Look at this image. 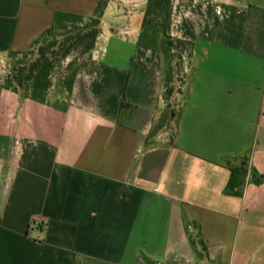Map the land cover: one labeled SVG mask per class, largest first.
<instances>
[{
    "label": "crops",
    "instance_id": "crops-1",
    "mask_svg": "<svg viewBox=\"0 0 264 264\" xmlns=\"http://www.w3.org/2000/svg\"><path fill=\"white\" fill-rule=\"evenodd\" d=\"M99 1L0 0L1 73L57 12ZM148 1L108 2L70 94L0 89V264H264V0H173L167 33L194 57L179 127L153 138L165 53L138 43Z\"/></svg>",
    "mask_w": 264,
    "mask_h": 264
},
{
    "label": "trees",
    "instance_id": "trees-1",
    "mask_svg": "<svg viewBox=\"0 0 264 264\" xmlns=\"http://www.w3.org/2000/svg\"><path fill=\"white\" fill-rule=\"evenodd\" d=\"M110 0H100L96 15L88 18L70 12H57L53 26L49 28L27 52L9 53L10 69L3 79L4 90L12 91L23 100L45 104L49 92L54 88L53 71L66 60L65 77L62 87L70 94L78 72L85 68L78 64L84 56L91 59L96 49L98 37L102 33V18ZM173 0H149L145 8V20L138 43L140 47L165 53V72L163 74V98L166 109L159 122L151 130L150 137H156L159 132L174 124L179 127L182 104L185 98V67L194 57V43L176 40L167 33ZM37 51L35 52V49ZM94 66L90 71H94ZM181 74V77H180ZM176 137V132L173 134ZM248 169L246 166L232 170L231 182L227 193L241 195ZM254 184H264V174L254 172ZM196 246V241L191 238ZM207 253L202 240L197 242Z\"/></svg>",
    "mask_w": 264,
    "mask_h": 264
},
{
    "label": "rangeland",
    "instance_id": "rangeland-1",
    "mask_svg": "<svg viewBox=\"0 0 264 264\" xmlns=\"http://www.w3.org/2000/svg\"><path fill=\"white\" fill-rule=\"evenodd\" d=\"M37 48L38 47H36L35 52L37 51ZM69 60H71V59H69ZM69 60L64 61L63 65L62 64L58 65L57 69L53 71L54 89H57L58 87H62V84L64 81L63 79L66 75L65 74L66 65H67V63L70 62ZM78 64L84 65L86 70H91L95 66V63L91 59L87 58L86 56L80 58L78 60ZM9 69H10V63L8 62L4 71L2 73H1L2 70L0 71V89H2L1 87L3 86V79L7 75ZM180 77H181V74H180Z\"/></svg>",
    "mask_w": 264,
    "mask_h": 264
},
{
    "label": "water",
    "instance_id": "water-1",
    "mask_svg": "<svg viewBox=\"0 0 264 264\" xmlns=\"http://www.w3.org/2000/svg\"><path fill=\"white\" fill-rule=\"evenodd\" d=\"M184 4L188 3L189 0H182Z\"/></svg>",
    "mask_w": 264,
    "mask_h": 264
}]
</instances>
